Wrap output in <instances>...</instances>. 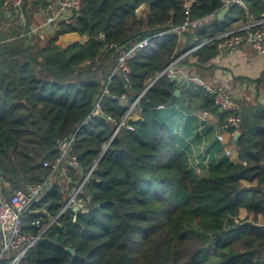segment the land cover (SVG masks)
Here are the masks:
<instances>
[{"label":"trees","instance_id":"trees-1","mask_svg":"<svg viewBox=\"0 0 264 264\" xmlns=\"http://www.w3.org/2000/svg\"><path fill=\"white\" fill-rule=\"evenodd\" d=\"M5 1L0 0V183L9 195L28 182L49 180L31 203L37 211L26 214L25 230L37 234L33 222L45 215L41 209L57 214L66 200L62 177L43 164L59 155L58 138L75 137L80 168H70L74 181L99 159L82 193L89 211L76 217L72 209L65 212L24 264H264V104L240 102V161L212 164L210 176L198 178L159 105L180 102L189 111H217L212 95L166 75L149 86L178 55L181 38L189 49L238 20L259 18L263 1L245 0L247 13L230 3L222 18L191 24L179 34L174 27L218 13L223 0L189 5L185 0H82L75 22L60 21L44 39L25 19L32 9L46 7V0H25L11 15ZM143 4L150 6L145 21L137 15ZM67 32L86 34L88 40L61 46L57 40ZM143 38L149 45L132 59L128 82L115 71L118 49ZM217 52L216 42L204 43L195 50L197 64ZM257 81L264 90V73ZM123 94L129 103L142 94V117L111 139L128 109ZM98 100L100 111L92 115Z\"/></svg>","mask_w":264,"mask_h":264},{"label":"built area","instance_id":"built-area-1","mask_svg":"<svg viewBox=\"0 0 264 264\" xmlns=\"http://www.w3.org/2000/svg\"><path fill=\"white\" fill-rule=\"evenodd\" d=\"M185 1H187V5L191 2V0ZM239 1L223 0L224 7H227L230 3H238ZM24 2L25 0H6L4 5L6 13H11L12 9L16 11L22 9ZM81 7L82 0H58V10L55 11L53 5H49L48 7L52 12L50 20L73 24L75 19L81 14ZM216 17H218L217 13H211L195 21L186 20L182 25L176 26L173 29L178 33H183L191 24L202 25ZM162 34L163 32L159 33V35ZM209 42H216L218 51L216 56H222L244 47H252L257 52L264 54V12L259 18L251 16L247 21H242L235 26L233 25L214 37L194 45L185 54L193 52L204 43ZM148 45L149 38H143L131 41L118 49L115 71L121 72L126 81L129 82V73L131 71L130 63L132 59L135 58L140 50L146 48ZM183 56L184 54L173 56L167 67L150 81L149 86L164 75L168 76L170 80H175L178 72L177 67ZM184 80L203 87L212 95L214 106L224 115L216 132V138L224 141V134H230V145L226 146L225 149L227 153H230L234 146L233 139L235 133L241 132V105L223 85L212 84L197 75H185ZM110 81L111 75L108 76V83H106L103 95L108 94ZM127 96V94H123L120 99L123 100ZM141 96L142 94L135 97L128 105V109L123 118L117 123L111 139L122 127L133 129V126L129 122L133 119L131 112L134 107L140 105ZM163 106L159 105V107ZM99 111L100 100L96 102L92 115H96ZM201 116L202 120H206L209 117V112L205 110L201 113ZM74 140V135L58 138L56 145L59 155L54 161H44L43 163L44 166L51 167L52 173L57 172L60 174L62 177L60 182L63 183V188L67 192V196L62 208L57 214H50L45 208L41 209L45 215H42L40 219L33 222L39 228L37 234L25 230V217L29 211H37V209L30 208L31 203L43 195L49 184V180L43 182H28L24 187L14 190L9 195L6 194L4 185L0 183V264H24L26 254L50 227L61 224L65 212L72 209L74 217H76L78 213H87L89 211V207L86 205V200L82 196V193L86 185L91 182L92 173L96 169L99 159L86 171L81 172L79 179L74 181L70 174V168H80L78 157L73 152ZM28 206L30 207L28 208Z\"/></svg>","mask_w":264,"mask_h":264},{"label":"crops","instance_id":"crops-1","mask_svg":"<svg viewBox=\"0 0 264 264\" xmlns=\"http://www.w3.org/2000/svg\"><path fill=\"white\" fill-rule=\"evenodd\" d=\"M46 1V7L32 9L30 15L27 16L29 21L25 19V25L29 23L31 31L39 34L42 39L53 34L60 22L50 20L52 12L48 8L49 5H53L54 10H58V0ZM235 4L239 8H244L246 13L249 12L245 0H240ZM149 12L150 6L143 4L138 8L137 15L145 21ZM7 15H11V13ZM240 22L242 21L238 20L232 26ZM87 40L88 36L86 34L67 32L59 36L57 43L65 47L72 42L85 43ZM189 49L185 48V39L181 38L178 55L184 54V56L178 64L175 80L190 83L184 80V76L197 75L212 84H220L226 87L232 92L233 97L239 104L240 102L264 104V90L261 87L262 84L257 83V80L264 73V54L257 52L252 47H244L222 56H216L204 64H197L195 51L185 54ZM121 101L124 104H130L129 96ZM159 108L164 112L166 118L172 121L173 133L176 135L178 146L183 151L188 167L194 176L208 178L212 164L223 162L226 159L233 162L240 161L235 145L230 153L225 151L226 146L230 145L231 136L229 133L224 134V141L216 138L218 127L224 118V115L218 110L197 109L189 111L183 108L180 102ZM205 110L209 112V117L202 120L201 113ZM131 113L133 119H140L142 117L141 105L134 107Z\"/></svg>","mask_w":264,"mask_h":264},{"label":"water","instance_id":"water-1","mask_svg":"<svg viewBox=\"0 0 264 264\" xmlns=\"http://www.w3.org/2000/svg\"><path fill=\"white\" fill-rule=\"evenodd\" d=\"M226 7H224L221 11H219L218 13H217V16H218V18H222L223 17V15H224V13L226 12ZM179 93H180V90L179 89H177V90H175V95H179ZM242 135V132H236L235 133V135H234V145L236 146V148H237V146H238V140H239V138H240V136ZM107 203V200H104V201H102V202H100V206H102V205H104V204H106ZM30 206H28V208H29ZM27 208V209H28ZM75 210H76V208H75ZM71 252H74V249L73 248H71V247H69L68 248Z\"/></svg>","mask_w":264,"mask_h":264},{"label":"rangeland","instance_id":"rangeland-1","mask_svg":"<svg viewBox=\"0 0 264 264\" xmlns=\"http://www.w3.org/2000/svg\"><path fill=\"white\" fill-rule=\"evenodd\" d=\"M30 3L31 2H29L26 6H27V8H29L30 7ZM33 22V21H32ZM30 23H31V21H30ZM230 91V90H229ZM230 93L232 94V92L230 91Z\"/></svg>","mask_w":264,"mask_h":264}]
</instances>
